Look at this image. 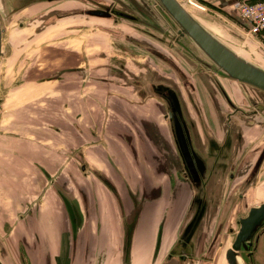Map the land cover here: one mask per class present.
<instances>
[{
    "label": "crops",
    "instance_id": "1",
    "mask_svg": "<svg viewBox=\"0 0 264 264\" xmlns=\"http://www.w3.org/2000/svg\"><path fill=\"white\" fill-rule=\"evenodd\" d=\"M9 1L0 0V6L7 8ZM198 1L213 15L245 30L247 39L259 47L252 52V61L264 64V33L248 34L249 24L238 10L242 1L254 0ZM35 4L18 12L32 9ZM13 15L16 18L15 12ZM17 32L13 30L9 34L15 36ZM36 50L9 47L7 62L0 63V84L7 77V84L11 86L16 75L23 76L27 69L23 66L17 69L16 65H23L28 59L25 56L36 54ZM59 53H63V48ZM60 62L63 64V59ZM196 66L205 70L197 63ZM77 72L65 70L59 76L55 73L46 78L41 76V71L38 78L17 83L15 86L19 87L10 93L9 97L15 99L23 96L24 103L43 98L39 102L48 103V107L45 112H29L28 119L32 121L22 126L9 122L0 131V263L227 264L222 241L232 229L229 223L235 206L217 239L218 224L229 197L221 209L215 199L225 181L222 162L208 164V186L204 194L211 202L189 244L190 255L181 259L180 254H172V249L190 219L195 192L180 175L182 158L170 123L165 120L166 105L150 96L143 99L133 93L127 88V80L122 78L126 68L117 69L113 63L108 75L120 81L99 85L108 93L98 99L103 106V127L95 128L90 95H80L77 87H73L75 83L68 85L74 80L63 78L66 73ZM221 78L226 79L217 77L220 83ZM204 79L200 80L202 93L198 95L202 106L196 100L197 88L192 93L202 109L208 131L222 142L227 126L226 118L219 116L221 106L216 103L219 95L215 94L218 89L214 92ZM45 82L49 92L44 88ZM222 85L234 103L233 87L249 93L257 107L264 103V94L252 88L247 90L248 86L234 84L229 90ZM10 102L13 101L8 98L7 106ZM80 103L83 104L79 106ZM243 103L247 105L241 107H249L246 99L240 105ZM41 116L46 122L34 124ZM11 118L16 120L15 115ZM198 122L199 133L192 129V138L196 150L202 152L210 138L199 118ZM229 126L233 137L229 170L233 163L247 162V168L255 165L264 147V111L246 118H240L237 112L232 115ZM82 164L86 165L87 176L83 175ZM98 165L102 174L93 168ZM52 179L54 183L50 184ZM248 193L252 197L264 195V164L243 199Z\"/></svg>",
    "mask_w": 264,
    "mask_h": 264
},
{
    "label": "rangeland",
    "instance_id": "2",
    "mask_svg": "<svg viewBox=\"0 0 264 264\" xmlns=\"http://www.w3.org/2000/svg\"><path fill=\"white\" fill-rule=\"evenodd\" d=\"M180 1L216 37L244 57L252 60V52L259 50V47L247 39L246 34H244L245 30L239 27L237 28L232 23L223 20L217 15H213L207 8L205 10L196 8L195 6H203L198 0ZM137 2L141 5L142 9L136 7L130 0H40L32 9L29 8L15 12L16 18L13 12L9 10V6L7 8L4 5L0 6V13L4 19L6 29L10 32L13 30L18 31L15 36L9 34L10 32L8 31L4 34V50L6 54L1 59V64L7 62L6 58L9 47H32L33 49H37L35 51L36 54L31 53L25 56L28 59H26V62L23 61V65H16L17 69H21L22 66L27 69L23 76L16 75L10 83L11 86L7 84V77L0 84V100L5 101V104L0 103V126H6L9 122L12 123L13 121L22 126L24 122H29V112L35 114L45 112L48 107V103L39 102L43 98L35 100V102L29 103L26 101L24 103L23 96L19 99H15L12 96L9 97L12 90L19 87L15 86L17 83L24 84V81L29 80L31 77L32 79L38 78L41 71V76L49 78L55 73L59 76L58 73L75 69L78 70L77 73H66L63 75V78L73 79L74 82L69 81L68 85L70 86L75 83L77 86L74 85L73 87L74 89L77 87L80 95H90V104H94L95 128L99 126L103 127V106L101 102H98V99H101V94H107L108 90L104 92L99 85L104 82L113 84L120 81L119 78H112V76L108 75L109 68L114 63L117 69L119 66L126 68L127 74L124 72L122 78L127 80V88H130L133 93L141 95L143 99L150 96L165 105L161 99L153 95L151 88H149L152 82H150L151 79L155 80L154 83L166 81L174 85L182 97L185 114L189 123L192 125V129L194 132L199 133L198 116L188 98L186 89L183 86L184 84L179 79L177 73L151 51H159L171 57L186 72L197 88L196 100L200 106L202 105L198 95L201 92V79L205 78L214 92L218 89L211 78L207 76L206 71L199 70L196 63L187 60L178 50L172 49L167 44L156 39L155 36L158 38H164V36L149 25L115 15L111 18H100L86 14L88 10L113 7L121 11L135 13L138 16L142 15L141 13L143 11H148L156 18L152 11L153 7L150 0H137ZM35 8H37L36 12H34ZM7 14H9V17ZM24 16H27V19ZM157 21L163 23L160 19ZM23 29H26V34H23ZM19 31L21 32L19 33ZM62 48L63 53L58 54V52L62 51ZM60 59H63V64L61 65ZM119 62H123L125 66ZM261 66L264 67V64ZM87 68H90L89 72ZM103 78L106 80H103ZM220 80L226 89L229 90L234 84H239L227 79L221 78ZM44 88L46 92H49L47 91L49 88L47 82H45ZM215 94L219 95L216 101L218 106H221L219 116L221 119L226 118L233 113V110L226 104L219 90ZM8 98L13 102H10L7 106ZM82 104L80 103L79 106ZM246 105L247 103H243L241 106ZM263 106L264 103L261 104V107ZM241 108L244 111H248L252 107L250 108L249 105V107ZM13 115L16 116V120L10 119ZM238 115L240 118H246L245 115L239 112ZM39 120L36 119L37 122ZM43 122H46V120H43ZM219 126L222 130L224 129L220 121ZM233 164L234 166H232V169L228 171L227 176L224 178V185L221 187L220 192L216 194L217 199L215 200L220 202L221 209L227 196L234 191L236 186L248 179L254 169V165L250 166L251 164L247 168V162L238 163L239 165ZM93 168L96 170L99 169L100 172L98 170V173H101V165L93 166ZM180 175L189 183L182 172ZM259 189H262L261 186ZM192 190L194 191L193 187ZM258 194H260L259 190ZM262 202H264V195H254L252 197L250 193L245 196V199H239L230 216L232 218L229 223L230 228L236 231L238 229V217L245 215L250 207L259 205ZM225 235L226 239L222 241L224 243L222 245L223 254L226 248L232 245L235 233L227 231Z\"/></svg>",
    "mask_w": 264,
    "mask_h": 264
},
{
    "label": "water",
    "instance_id": "3",
    "mask_svg": "<svg viewBox=\"0 0 264 264\" xmlns=\"http://www.w3.org/2000/svg\"><path fill=\"white\" fill-rule=\"evenodd\" d=\"M130 1L136 7L142 9L137 0ZM37 2H40V0H10L9 10L18 12L22 8ZM150 2H152V11L156 18L148 11H143L142 15L138 16L135 13L121 11L113 7L88 10L86 14L100 18H111L115 15L149 25L162 33L164 38L156 36L155 38L167 44L170 48L178 50L186 59L197 63L201 68L205 69L207 76L216 84L226 104L233 110V113L225 119L227 126L226 137L222 142H218L208 131L203 120L202 109L196 103L192 93L196 92L194 82L171 57L159 51H151L177 73L179 79L184 84L183 86L200 119L204 132L210 138L206 149L198 152L193 145L191 124L186 117L182 100L175 86L166 81L154 83L155 80H150L152 82L149 88H151L153 95L161 99L166 105V117L169 118V122L171 123L176 145L182 158V165L185 168H182V174L195 191L193 203L189 210L190 219L172 250V254H180V258L184 259L190 255L189 244L195 237L211 202L204 194V188L208 186L206 184L208 164L210 162H222L220 167L223 168L224 178L230 168L229 160L233 137L229 124L232 115L239 112L246 117H251L264 111V106L257 107L256 100L250 94L238 91L235 87H233V94L236 100L234 103L217 77H224L227 80L246 85L264 94V67L244 57L216 37L207 27L194 18L185 8L182 1L150 0ZM156 19H160L163 23L158 22ZM6 31V25L0 13V63L6 54L4 50V34ZM245 99L249 102L250 107H254L252 111H244L241 108L240 104ZM250 123L254 124V121ZM263 164L264 147L249 178L236 186L234 191L229 195L218 224L217 239L222 235L234 206L239 199L244 197L248 188L259 176ZM237 224L238 229L236 231L230 229V232H234L235 236L232 245L225 252L227 264H264V202L250 207L245 215H240Z\"/></svg>",
    "mask_w": 264,
    "mask_h": 264
},
{
    "label": "built area",
    "instance_id": "4",
    "mask_svg": "<svg viewBox=\"0 0 264 264\" xmlns=\"http://www.w3.org/2000/svg\"><path fill=\"white\" fill-rule=\"evenodd\" d=\"M205 10V6H199ZM241 17L248 22V34L258 36L264 33V0L242 1L239 6Z\"/></svg>",
    "mask_w": 264,
    "mask_h": 264
},
{
    "label": "flooded vegetation",
    "instance_id": "5",
    "mask_svg": "<svg viewBox=\"0 0 264 264\" xmlns=\"http://www.w3.org/2000/svg\"><path fill=\"white\" fill-rule=\"evenodd\" d=\"M75 70V69H74ZM72 71V70H71ZM0 103H3V104H5V101H2V100H0ZM249 111V110H248ZM43 120H45V119H43L42 118V116L40 117V120H39V122H37L36 120H34V124L36 123V125L37 124H40V123H45V122H43ZM165 120H167L168 122H169V118H167L166 116H165ZM30 121H32V120H29V122ZM1 123H2V118H1ZM26 123H27V121H26ZM170 123V122H169ZM6 127H7V125L6 126H0V131H2V130H4V129H6ZM170 127H171V123H170ZM172 132H173V129H172ZM175 138V137H174ZM194 145V144H193ZM196 149V148H195ZM184 162V161H183ZM199 162V161H198ZM183 166V165H182ZM184 168V167H183ZM185 169V168H184ZM82 172H83V175L84 176H87V170H86V165L85 164H82ZM185 172H186V170H185ZM51 183H54V180L52 179V180H50V184ZM173 250V249H172Z\"/></svg>",
    "mask_w": 264,
    "mask_h": 264
},
{
    "label": "bare ground",
    "instance_id": "6",
    "mask_svg": "<svg viewBox=\"0 0 264 264\" xmlns=\"http://www.w3.org/2000/svg\"><path fill=\"white\" fill-rule=\"evenodd\" d=\"M197 7H199V6H197ZM200 8V7H199ZM195 18V17H194Z\"/></svg>",
    "mask_w": 264,
    "mask_h": 264
}]
</instances>
